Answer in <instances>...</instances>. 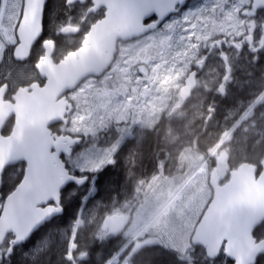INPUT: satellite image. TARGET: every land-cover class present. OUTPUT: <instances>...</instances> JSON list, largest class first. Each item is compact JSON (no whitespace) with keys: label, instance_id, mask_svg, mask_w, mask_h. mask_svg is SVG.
I'll use <instances>...</instances> for the list:
<instances>
[{"label":"snow or ice","instance_id":"snow-or-ice-1","mask_svg":"<svg viewBox=\"0 0 264 264\" xmlns=\"http://www.w3.org/2000/svg\"><path fill=\"white\" fill-rule=\"evenodd\" d=\"M50 2L0 0V264H264V0Z\"/></svg>","mask_w":264,"mask_h":264},{"label":"trees","instance_id":"trees-1","mask_svg":"<svg viewBox=\"0 0 264 264\" xmlns=\"http://www.w3.org/2000/svg\"><path fill=\"white\" fill-rule=\"evenodd\" d=\"M61 5H62V0H51L50 17H55L57 15H59L61 18L63 17L64 9ZM248 70L254 72L255 77L258 78L262 73H264V64H260L258 65V67L256 66L254 69H248ZM236 75L241 80L246 79L244 69H238L236 72ZM233 93H234L235 98L237 99H247L248 97L247 89H245L244 92L243 90H240L239 94L238 92L237 93L233 92ZM232 104H233L232 99H229L223 102L221 104V111H223L227 107H231ZM219 118L222 120L223 117L221 116ZM146 143H147L146 141L143 143V155H144L143 167L144 165H147V166L151 165L154 167L155 161L153 159V156H154V153L157 151V145H156L155 138L152 136H148L147 146H146ZM152 144L154 146L153 151L151 149ZM149 171H151V169ZM110 174L112 175V180H113V184H112L113 191H111V195L115 196L117 195L118 192L121 195V193H124V189L126 188V178H125L124 172L114 171ZM108 197H109L108 192H102L101 196L98 197V199H102L105 203H108L109 202ZM69 222H70L69 218L66 217L65 221L61 224V227L67 228L69 226ZM114 242L115 241H113V243ZM56 259H57V256L54 253L52 256L53 264H55ZM139 261H140V264H170V257L164 252H162L161 250H147L139 257Z\"/></svg>","mask_w":264,"mask_h":264},{"label":"flooded vegetation","instance_id":"flooded-vegetation-1","mask_svg":"<svg viewBox=\"0 0 264 264\" xmlns=\"http://www.w3.org/2000/svg\"><path fill=\"white\" fill-rule=\"evenodd\" d=\"M193 2H195V0H193ZM65 11V10H64ZM63 18V17H62ZM57 42L58 43H63V38H57ZM257 67H258V65H257ZM240 92V89H236V88H234L233 89V92ZM145 141L148 143V137L145 139ZM144 141V142H145ZM146 143V146L148 145ZM153 148H154V146H153V144L151 145V149H152V151H153ZM146 149H147V147H146ZM151 151V152H152ZM147 165H144V167L143 168H141L139 171H142V172H144V173H149V172H151L152 171V169H153V166H151V165H149V166H147ZM151 169V171H149ZM117 172V171H120V172H122L123 170H122V168L121 167H117V168H111L110 169V173H112V172Z\"/></svg>","mask_w":264,"mask_h":264},{"label":"rangeland","instance_id":"rangeland-1","mask_svg":"<svg viewBox=\"0 0 264 264\" xmlns=\"http://www.w3.org/2000/svg\"><path fill=\"white\" fill-rule=\"evenodd\" d=\"M124 194H125V189H124V193H121V195H120L121 199L123 198Z\"/></svg>","mask_w":264,"mask_h":264},{"label":"bare ground","instance_id":"bare-ground-1","mask_svg":"<svg viewBox=\"0 0 264 264\" xmlns=\"http://www.w3.org/2000/svg\"><path fill=\"white\" fill-rule=\"evenodd\" d=\"M245 91V89L243 90V92ZM235 93H237V91L235 92ZM240 92H238V94H239Z\"/></svg>","mask_w":264,"mask_h":264}]
</instances>
